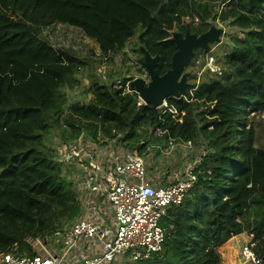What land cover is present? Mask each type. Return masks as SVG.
I'll use <instances>...</instances> for the list:
<instances>
[{
	"label": "trees",
	"instance_id": "trees-1",
	"mask_svg": "<svg viewBox=\"0 0 264 264\" xmlns=\"http://www.w3.org/2000/svg\"><path fill=\"white\" fill-rule=\"evenodd\" d=\"M216 22L236 33L229 44L210 46L215 77L197 83L190 72L185 95L166 107L139 106L126 89L145 74L138 47L158 57L161 76L176 52L173 33L198 37ZM56 28H72L93 46L74 38L58 45ZM130 41L135 74L124 81L122 67L116 79L108 65L117 56L124 63ZM194 52L199 74L206 57ZM78 90L87 101L70 100ZM156 129L163 132L156 142L202 140L208 153L193 171L198 184L166 210L161 251L134 264H219L215 250L240 230L264 264V7L253 0H0V254L34 256L24 240L56 235L80 213L53 134L66 141L88 133L95 142L119 134L141 157Z\"/></svg>",
	"mask_w": 264,
	"mask_h": 264
},
{
	"label": "built area",
	"instance_id": "built-area-1",
	"mask_svg": "<svg viewBox=\"0 0 264 264\" xmlns=\"http://www.w3.org/2000/svg\"><path fill=\"white\" fill-rule=\"evenodd\" d=\"M214 25L226 32L221 23ZM134 54L137 56L136 52ZM205 60L206 68L215 70L213 59L206 57ZM109 64L113 69L111 62ZM102 67L98 72L105 77V66ZM136 77L144 79L145 74ZM134 78L126 84L128 92H134L129 88ZM138 105H144L139 95ZM167 105L166 100L162 107ZM54 135L53 139L50 138V145L61 165L63 179L72 184L77 196L90 193L91 196L102 197L101 208L93 217L79 218L64 229V233L60 234V254L29 257L3 253L0 254V264H63L74 249L79 246L85 249L83 245L87 247V254L79 264H130L124 260L132 256L147 257L161 251L165 239L166 210L171 205L179 204L187 191L198 184L193 174L197 166L188 168L183 175H174L172 180L158 183L147 180V166L143 157L136 152L137 145L126 141L122 135L115 134L109 139L98 137V142L88 133L66 141H62L59 134ZM162 135L161 129L150 133L154 141ZM177 143L183 146L182 151L193 149L190 143ZM119 155L126 158L122 159ZM66 167L73 170L67 172ZM72 171L76 174L74 180L67 177ZM106 208L110 209L109 222L107 213L102 215ZM234 239H239V264H260L259 255L253 249L252 236L240 232L231 238ZM22 244L30 252L34 251L35 246L43 247L42 242L32 238L24 240Z\"/></svg>",
	"mask_w": 264,
	"mask_h": 264
},
{
	"label": "rangeland",
	"instance_id": "rangeland-1",
	"mask_svg": "<svg viewBox=\"0 0 264 264\" xmlns=\"http://www.w3.org/2000/svg\"><path fill=\"white\" fill-rule=\"evenodd\" d=\"M253 2L255 4H259L262 7H264V0H253ZM222 25L225 28L226 32H224L223 36L221 37L219 36V38L223 42L229 44L230 42L227 39V37L229 35H234L236 33V30H234V28H231V29L227 28L226 24H222ZM53 38L55 41L58 42V45L67 46L73 42L71 40L72 38H74L75 39L74 42L80 44L79 46H86V45L88 47L93 46V44L89 42L88 40L81 39L80 37H78L75 31H72V28H62V29L56 28L54 30ZM129 45L131 46V48H129ZM129 45H127L125 48L126 59L124 63H122V58L120 56H117L115 58V65L112 67L113 69L116 70V72L113 75L116 79H117L116 73L119 72L122 69V67H125V71H126V75H124L125 76L124 81L126 79H129L131 75L134 76L135 74V71H136L135 66L131 67L130 65L134 64L135 60H137L138 57L136 56V54H134L135 47H134L133 41H130ZM204 57H207V55ZM126 62H128V65H126ZM196 67H199V66H196ZM102 68L103 67L99 65L97 71H99ZM113 69H112V73H113ZM196 69L197 68H195L194 66H191L190 64L186 68L185 73L189 74L191 72L195 74L197 77V83L210 82L215 77L214 74L211 73L212 71H214V69L213 70L207 69L205 66V68L199 74L197 73L198 71ZM87 78H88L87 74L84 73L82 77L83 85L88 84ZM144 79L148 81L146 77ZM119 83L120 82L117 81V84ZM81 94H82V90L73 91L72 93H70V100H73V101L75 100L79 102L87 101L86 98L80 96ZM54 136H55L54 134L53 136H51L52 139ZM182 147L183 146L177 142H171V141L163 142L162 141V143H160V142H156L151 139L149 146L146 148V153L143 154V156L141 157H143V160L145 161V163L150 169L159 170L158 172L160 173L159 175L160 177L163 173L164 174L163 177L172 176V179H173L174 175H183L184 172L187 171L188 168H192L194 165L198 167L201 163L203 156H205L208 153L206 143L205 141H202V140H200V143L197 146H193V149L191 151L186 150L180 153V150L182 149ZM233 247L237 251H239V240L234 241ZM124 261L125 262L129 261L130 264H134L136 262V256L127 258Z\"/></svg>",
	"mask_w": 264,
	"mask_h": 264
},
{
	"label": "water",
	"instance_id": "water-1",
	"mask_svg": "<svg viewBox=\"0 0 264 264\" xmlns=\"http://www.w3.org/2000/svg\"><path fill=\"white\" fill-rule=\"evenodd\" d=\"M224 35L222 28L212 25L210 29L201 36L190 34L188 31L182 34L173 33L171 41L176 47L170 61V69L159 76L156 72L158 57H151L143 47H138L143 58L139 65L145 72L146 81L142 77H136L129 83V88L139 95L145 105L152 108H160L163 102L170 98H179L186 94L188 86V73L186 68L195 58V49L202 51L206 56L210 53L212 44H220L219 36Z\"/></svg>",
	"mask_w": 264,
	"mask_h": 264
},
{
	"label": "crops",
	"instance_id": "crops-1",
	"mask_svg": "<svg viewBox=\"0 0 264 264\" xmlns=\"http://www.w3.org/2000/svg\"><path fill=\"white\" fill-rule=\"evenodd\" d=\"M100 139H102V138L100 137ZM181 152H182V150H180V153ZM119 157H121L122 159L126 158L123 155H119ZM146 166H147V164H146ZM69 170H73V169H68L66 167V171L68 172ZM158 171H159L158 169H156V170L150 169L147 166V180H152V181L158 182V183H164V181L167 182V181L172 179V176L171 177H163V175H164L163 173L160 177L159 176L160 173ZM67 177L71 180H74L76 177V174L74 171H72V173L68 174ZM77 197H78L79 203H80V213L78 214V216H76V218L63 222L62 225L60 226L59 232L56 235L49 236L47 231H44L43 232L44 236L42 238H41V235L38 237L32 238L33 240H35L37 242L40 241L43 243V247L42 246H35V249L33 251L35 253V255L45 256L47 254H51V255L60 254L61 248H62L61 243H60V241L62 240V239H60V234L64 233V229H66L75 220H77L79 218L88 219L89 217H93V215L96 214L100 210V208H101L100 207V199L102 197L99 198L97 196H91L90 193L78 194ZM109 211H110V209L106 208V210L102 214V215H104L105 213H107L106 214L107 222H109L111 220V215H110V213H108ZM240 232H243V231L240 230L238 233H240ZM231 238L229 240H227L222 246H220L219 248H217L215 250V256H216L219 264H239V253L233 247L234 241L239 240V239L231 240ZM79 243L84 244V243H81V241H79ZM83 246L85 249H83L82 247L79 248L80 246L77 247L76 249H74L71 253V256L66 257L64 259L63 264H79L81 261V258L87 254L86 253L87 247H86V245H83Z\"/></svg>",
	"mask_w": 264,
	"mask_h": 264
},
{
	"label": "bare ground",
	"instance_id": "bare-ground-1",
	"mask_svg": "<svg viewBox=\"0 0 264 264\" xmlns=\"http://www.w3.org/2000/svg\"><path fill=\"white\" fill-rule=\"evenodd\" d=\"M44 236V233L41 234V238Z\"/></svg>",
	"mask_w": 264,
	"mask_h": 264
}]
</instances>
